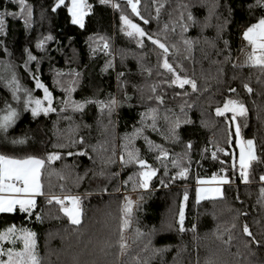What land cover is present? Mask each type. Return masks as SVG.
Masks as SVG:
<instances>
[{
    "label": "trees",
    "instance_id": "trees-1",
    "mask_svg": "<svg viewBox=\"0 0 264 264\" xmlns=\"http://www.w3.org/2000/svg\"><path fill=\"white\" fill-rule=\"evenodd\" d=\"M25 2L33 11L31 27L9 16L6 35H0V66H9V73H0V109L7 101L19 112L7 132L0 131V154L45 160L42 192L31 213L18 206L12 213H0V232L14 225L13 239L21 230L35 233L41 264H264V182L259 180L264 175V70L236 63L243 29L264 16V9H249L254 0H216L214 9V0H139L137 16L127 0H87L90 7L81 28L71 22L64 5L52 10L56 0ZM4 10L19 12V4L0 0ZM189 12L195 23L188 21ZM121 15L159 39L168 52L147 37L142 44L129 37ZM48 36L53 39L46 40ZM25 49L36 56L27 67ZM165 59L175 75L163 67ZM13 73L24 96V88L42 95L33 76L38 78L51 93L56 111L35 117L30 109L20 112L6 86ZM176 75L195 80L196 89L172 83ZM68 88L73 89L70 94ZM112 99L117 103L111 115L100 103H87L82 110L62 103L89 100L107 105ZM228 100L245 106L237 124L242 138L253 140L258 157L248 169L247 183L239 177L232 113H216ZM153 117L156 131L150 127ZM176 120L178 140L168 132ZM137 129L142 131L137 134ZM217 143L223 151H215ZM156 145L168 156L157 159ZM137 150L139 158L156 169L148 189H134L141 169L120 160ZM53 153L59 158L49 161ZM184 168L187 172L178 175ZM214 176L228 180L222 195L197 199L199 179ZM61 193L80 195L79 224L52 199ZM126 198L134 202L130 216L124 212ZM181 206L183 232L178 226ZM245 224L251 237L243 232ZM3 244L5 249L23 248L19 239L15 245L9 240Z\"/></svg>",
    "mask_w": 264,
    "mask_h": 264
},
{
    "label": "snow or ice",
    "instance_id": "snow-or-ice-1",
    "mask_svg": "<svg viewBox=\"0 0 264 264\" xmlns=\"http://www.w3.org/2000/svg\"><path fill=\"white\" fill-rule=\"evenodd\" d=\"M14 3L19 4V12H10L7 10L0 11V35H6L5 31V24H6V17H20L24 21L25 28L31 27V18L33 15L32 7L30 5H26L25 0H13ZM101 3H107L108 0H100ZM139 3V0H127V4L131 7V10L133 13H135L137 16H140L139 11L137 10V4ZM60 5H64L67 7V11L71 16V22L73 24H78L81 28L84 27V17L87 14V10L90 7L86 4L85 0H70L69 3H65V0H56V5L53 7V11H55L56 7H59ZM218 6V3L216 0H214V3L212 5V8ZM114 7H119V5H114ZM185 8H187V5H184ZM249 9L253 7H259L261 9H264V0H254L253 4L248 5ZM157 12H159V8L157 9ZM145 24L148 23L144 17H140ZM120 19L123 21L124 25L127 26V32L126 34L129 37H133L137 39V42H141V38L147 37L148 40L152 41L153 44L158 45L161 49H163V52L166 54L168 52V48L165 46V44L161 43L159 39H153V37L149 34H147L143 28H141L138 24L134 23L132 20H130L127 16L121 15ZM181 19H183V13H181ZM188 21L195 23L194 17L192 16L191 12L188 13L187 16ZM167 27V25L165 26ZM182 30L187 31V26L182 25ZM242 37L245 41H247L248 45L251 46V53L248 56V63L251 66H259L262 70H264V16H261L256 23H252L249 26L245 28V30L242 33ZM46 40L53 39L51 36H48L45 38ZM44 41H38L36 47L41 48ZM184 43L186 45L191 44V41L185 40ZM225 45L227 46V41H225ZM107 43L104 44V48H107ZM7 51V49H5ZM25 51L28 54V59L25 61V67H27V64L29 61L36 60V56L32 55L31 52H29L27 49ZM9 67V66H6ZM163 67L168 69V71L172 72L175 75V69L171 64L168 63L167 59L164 60ZM73 73H69V75H72ZM59 75V74H58ZM76 76L79 75V73H75ZM33 79L35 80L36 88L43 89L44 91V97L41 98H34L31 94V91L23 89L25 92L26 98L24 99L23 106L24 110L31 111V114L33 117L39 115L41 112L44 114H47L49 111H56L55 108L51 107L52 98L51 93L48 91L47 87L41 83V81L33 76ZM174 84H178L179 87L183 88L185 84H188L191 86L193 90L196 89L197 85L195 80L188 79L187 77H180L176 75V78L172 81ZM6 86H9L12 90V98L16 100L17 102L20 101V97L18 93L22 91V88L19 84L18 79L16 78L15 74L11 76L9 80L6 81ZM244 87L248 90V92H251L252 89L248 87L247 84L244 85ZM69 94L73 89L68 88L65 89ZM153 91H155V88H153ZM230 91H235L234 89H230ZM157 100H160L162 102L161 97H157ZM45 102H47V107H45ZM62 103H65L67 106L69 103L71 107L74 110H82L87 103H100L101 109L107 107L109 115H111V112L116 105L115 99H112L109 104L104 105L103 102H95V101H89L85 100L84 102H76V101H64ZM151 112H155V109H151ZM231 111L233 113L232 119H236V114L243 116L246 113V108L243 105V103L230 100L225 103L224 108H217L216 113L217 115H223L224 112ZM0 131L7 132L9 127H11L14 123L16 118L19 115V112L16 108H13L7 101H5V107L4 109H0ZM145 114H142V123L144 119ZM167 120V117H165ZM188 122V121H185ZM180 121L176 120L175 122H172L168 132L169 135L173 138L178 140V134L176 132V128L179 127ZM154 131H156V124H155V117H153V123L150 125ZM142 129H137L136 133H140ZM240 134V127L239 125L236 126V135L239 137ZM168 137L166 136L165 139ZM146 142L149 143L150 148L152 147V142L147 140V137H145ZM13 143H23V140H13ZM80 143H83V138L80 139ZM157 148L160 149V156L157 157V159H160V157H167L168 152L164 150L161 146L156 145ZM187 147H191V143L187 145ZM223 151V149H221ZM68 155H73V153L69 152ZM213 156H215V153H213ZM59 154L53 153L48 156V160L51 161L53 159H58ZM120 160L124 164H137L140 167V171L137 173L139 179L137 181V184L134 185V189L136 186L148 189L149 188V182L152 179L153 176L156 175V169L151 168L147 165V162L138 156V150L133 152L129 151L127 152V160H125L124 155L120 156ZM258 160V157L254 153V147H253V141L248 140L244 143L240 144V152H239V168H240V176L244 182H248L249 179V173L248 169L251 167V164L253 161ZM175 163V161L173 162ZM45 164V160L38 159L34 156H28L26 158H14L8 155L0 154V213H12L16 210L17 206L19 207V210L24 213H31V210L33 207H35V194L41 193V184H40V171L43 165ZM178 166V165H177ZM235 166V161H234ZM187 172V168H184L181 172L178 173V175L183 176ZM132 177H129V180H131ZM215 179V177H213ZM259 180L261 182H264V175L259 176ZM221 183L228 182L226 178H221ZM163 183V181H162ZM203 194V196H202ZM220 188H205V189H198L197 190V199H201L206 196H216L221 195ZM261 194L264 195V188H261ZM187 193H185L184 199L187 200ZM52 199H56L57 203L63 205L64 201L53 197ZM64 199L71 200L72 206L71 207H62V211L65 212V214L70 218L71 222L73 224H79L80 223V209L78 207L79 198L78 197H65ZM127 203L124 208V212L126 216H130L132 212V205L133 201L126 198ZM52 201L49 200V203ZM184 209L183 206H181L179 211V219H178V226L179 231L183 232L184 229ZM37 219H40L39 216H37ZM129 220L125 219L123 227H128ZM193 228H195V225H193ZM16 229L15 226H11L7 228L5 231L0 232V264H41V258L38 255V252L36 251V241H35V233L27 231V230H21L22 235L17 236L15 239L12 238L13 234L15 233ZM139 231V230H137ZM243 232L247 234L248 236H252V233L250 232L247 224L243 226ZM143 235V234H141ZM19 239L22 241L23 248L22 250H15L14 247H9L5 249L3 247V242L5 240H9L13 245H15L16 240ZM255 238H253L254 240ZM256 243H259V241H256ZM126 248L125 243H121V252L123 254V250ZM156 252H159L161 250L157 249ZM6 257V259H4Z\"/></svg>",
    "mask_w": 264,
    "mask_h": 264
},
{
    "label": "rangeland",
    "instance_id": "rangeland-1",
    "mask_svg": "<svg viewBox=\"0 0 264 264\" xmlns=\"http://www.w3.org/2000/svg\"><path fill=\"white\" fill-rule=\"evenodd\" d=\"M70 2V0H68V3ZM85 2H86V4H87V0H85ZM88 5V4H87ZM87 13H88V10H87ZM87 15V14H86ZM86 15H85V17H84V22H85V19H86ZM135 23V22H134ZM137 24V23H136ZM140 26V25H139ZM141 27V26H140ZM124 28H125V31L127 32V26L126 25H124ZM142 39V38H141ZM139 44H142V41L139 43ZM247 49V51L249 52V51H251V46L250 47H248L247 45L246 46H244V43L242 42V40L240 39L239 40V46H238V48H237V51H236V63L238 64V65H241V66H244V65H247V64H249V63H243V62H240L239 61V59L241 60L242 59V57L244 56V51ZM116 57V56H115ZM0 73H9V71H8V69L6 68V67H3V66H0ZM24 89H27V88H24ZM29 91H31V94H32V96L34 97V98H41V99H43V97H44V91L42 92V95H38V93H34V91L33 90H30V89H28ZM18 95H19V97H20V101L19 102H17L16 100H14L13 99V101H14V103H15V106L19 109V111L21 112L22 110H24V106H23V102H24V99L26 98V96H24L23 95V93H18ZM228 101H230V100H228ZM227 101V102H228ZM235 101H237V100H235ZM51 105H52V103H51ZM225 105V104H224ZM224 105L221 107V109H223L224 108ZM45 107H47V102H45V105H44ZM228 112H231V111H228ZM225 113V112H224ZM232 113V112H231ZM232 116H233V113H232ZM238 116H240L238 113L236 114V119L235 120H233L234 121V125H235V131H236V126L238 125L237 124V118H238ZM248 140H251V139H245V138H242V136L239 134V137H237V135H236V147H237V151H238V166H239V152H240V144L241 143H244V142H246V141H248ZM253 141V140H252ZM216 145H220V144H216ZM221 146V145H220ZM253 147H254V153H255V155H256V149H255V144H254V142H253ZM11 157H13V156H11ZM34 157H36V158H38V159H42L41 157H37V156H34ZM14 158H26V157H14ZM240 169V168H239ZM41 170H42V168H41ZM215 177V176H214ZM153 178V177H152ZM222 177H215V179H213V177H203V178H200L199 179V181L198 182H200V183H210V182H213V183H215V182H217V181H219V179H221ZM224 178V177H223ZM39 179H40V184H41V171H40V177H39ZM149 184H150V182H149ZM41 192H42V187H41ZM41 193H37V194H35V196H37V195H40ZM53 197H56V198H59V199H61V200H63L64 201V203H63V205H62V207H65V206H67V207H71L72 206V202H71V200H68V199H64L65 197H78L79 198V202H78V207H79V209H80V222H81V220H82V209H81V204H80V195L79 194H75V193H61V194H57V195H54ZM52 197V198H53ZM35 198V197H34ZM53 200H55V199H53ZM66 204H68V205H66ZM70 219V218H69ZM4 245V244H3Z\"/></svg>",
    "mask_w": 264,
    "mask_h": 264
},
{
    "label": "crops",
    "instance_id": "crops-1",
    "mask_svg": "<svg viewBox=\"0 0 264 264\" xmlns=\"http://www.w3.org/2000/svg\"><path fill=\"white\" fill-rule=\"evenodd\" d=\"M246 28V27H245ZM245 28L243 29V31L245 30ZM243 31H242V33H243ZM242 33H241V36L239 37V40L241 39L242 40V42L244 43V46H248V47H250V45H248V43H247V41H245L244 39H243V37H242ZM251 53V51H247V49L244 51V56L242 57V59L240 60L239 59V61L240 62H243V63H248V56H249V54ZM227 180V179H226ZM221 181V179H219V181H217V182H215V183H213V182H210V183H200V182H198V184H197V190L198 189H205V188H216V187H218V188H220V190H221V193H223V189H224V185L227 183H221L220 182ZM228 181V180H227ZM41 195V194H40ZM222 195V194H221ZM221 195H216V196H206V197H203V198H201V199H208V198H214V197H219V196H221ZM39 195H37V196H35V201H36V198L38 197ZM202 196H203V194H202ZM201 199H199V200H201Z\"/></svg>",
    "mask_w": 264,
    "mask_h": 264
},
{
    "label": "built area",
    "instance_id": "built-area-1",
    "mask_svg": "<svg viewBox=\"0 0 264 264\" xmlns=\"http://www.w3.org/2000/svg\"><path fill=\"white\" fill-rule=\"evenodd\" d=\"M221 149H223V148L220 145H215V151H221ZM239 177L241 178L240 171H239ZM66 205H68V204H66Z\"/></svg>",
    "mask_w": 264,
    "mask_h": 264
}]
</instances>
